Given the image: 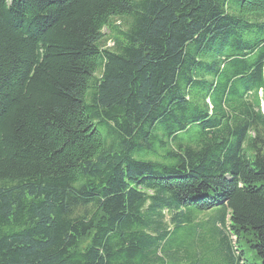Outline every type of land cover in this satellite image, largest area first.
Here are the masks:
<instances>
[{
    "label": "trees",
    "instance_id": "1",
    "mask_svg": "<svg viewBox=\"0 0 264 264\" xmlns=\"http://www.w3.org/2000/svg\"><path fill=\"white\" fill-rule=\"evenodd\" d=\"M0 264H264V0H0Z\"/></svg>",
    "mask_w": 264,
    "mask_h": 264
}]
</instances>
